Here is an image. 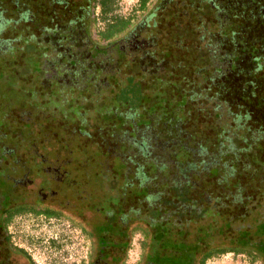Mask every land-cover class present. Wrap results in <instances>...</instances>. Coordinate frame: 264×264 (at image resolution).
I'll list each match as a JSON object with an SVG mask.
<instances>
[{
    "label": "rangeland",
    "instance_id": "1",
    "mask_svg": "<svg viewBox=\"0 0 264 264\" xmlns=\"http://www.w3.org/2000/svg\"><path fill=\"white\" fill-rule=\"evenodd\" d=\"M5 1L0 0V18L15 14V19L18 13L11 11L13 1L3 3ZM38 1L44 8L32 11L33 24H23L30 34L27 40H13L19 33L13 26L0 32V162L5 166L3 170L8 171L9 166L26 160V155H39L46 168L65 161V171L71 170V174L76 175L73 190L79 195L111 185L114 190L122 185L132 189V183H141L145 173L156 170V162L168 160L166 156L146 159L140 150L149 155L151 138L164 134L161 133L164 125L176 116L182 117L179 107L187 98L183 130L199 138L198 143L209 150L222 141L220 138L227 133L225 124L232 121L227 112L236 111L225 103L230 104V99L236 98L238 91H245L246 85L251 83L252 79L246 78V74L253 70L252 60H247L246 55L258 53L254 42L250 47L247 41L239 39L240 43L234 47L228 39H222L223 18L234 17L240 30L246 22L252 38L262 40L264 32L258 24V13L250 6L260 4V0H150L145 12L138 11L139 0H117L115 13L122 17L135 16V19L133 27L117 38L116 45H104L97 35L84 36L85 20L83 23L72 11L74 4L52 7L47 3L55 0ZM97 27L96 30H102L103 24L99 22ZM248 46L252 53L247 51ZM233 49L231 69L225 64L215 66L214 52ZM263 73L261 70L256 79V88H261L257 89V94L264 91ZM239 102L242 103L240 99ZM255 112L256 127H264V108H256ZM114 160L117 167H125L123 172L116 171ZM146 161L152 162L151 167ZM7 177L8 174L5 179L0 177L1 205L10 195L5 190L7 184H3L8 182ZM160 184L159 190L162 189ZM253 189L255 193L250 187L247 194L255 195L250 206L264 205L263 189L257 186ZM103 191L105 197L111 199V205L106 207L109 220L103 231L106 236H98L95 247L110 246L111 235L130 233L126 255L129 264H134L144 252V236L135 228L146 226L147 219L154 215L150 208L153 199L143 197L144 191L138 190L136 194H129L122 208L116 203L117 193H112L111 188ZM193 197L201 199L200 193ZM193 197L180 198L190 202ZM87 204L90 208V204L94 205L96 211L102 207L90 200ZM246 204L236 207L235 228L252 223V211L247 210ZM172 207L170 209L174 210ZM95 216L87 213L86 217ZM125 220L126 223L121 224ZM181 221L186 229L185 219ZM156 222L154 226H158ZM138 223L141 225L137 226ZM14 230L38 264H86L90 239L78 224L67 219L49 223L27 217L20 220ZM63 234V239L57 240H64L61 245H51L53 237ZM127 243L115 242L122 247ZM154 246L160 251L159 246ZM168 250L170 252V248ZM152 256L158 257L157 254ZM206 264H264V261L246 254L227 253L212 257Z\"/></svg>",
    "mask_w": 264,
    "mask_h": 264
},
{
    "label": "trees",
    "instance_id": "2",
    "mask_svg": "<svg viewBox=\"0 0 264 264\" xmlns=\"http://www.w3.org/2000/svg\"><path fill=\"white\" fill-rule=\"evenodd\" d=\"M38 3V0H15L17 4L15 13L19 16L21 9H26V12L20 15L21 20L14 19L15 14L6 19L1 16L0 32L8 26H13L19 31L18 36L13 40H27L30 34L26 31L27 26L23 24L34 23L31 20L32 11L43 5ZM149 3L150 0H139L138 11L145 12ZM116 4L117 0H85V10H87L83 35L87 37L97 35V39H100L104 45H116L117 38L133 27L135 19V16L117 15ZM263 5L264 0H260V4L250 6L251 10L256 9L260 20L258 24L264 32ZM97 10L99 13L96 12ZM223 20L225 30L224 28L220 30L224 34L222 39H228L235 44L234 47L244 40L250 47L252 42L258 45V53L246 55L247 60H252L253 70L243 73H247L246 78L252 79L251 83L246 85L245 91L240 89L237 97L230 99V104L225 103L230 109L236 108L235 112H227L232 120L231 124L225 121L224 127L227 128L228 135L224 133V138H220L222 141L215 145L213 150H209L198 143L199 138L198 140L187 130H183L187 98L179 107L183 112L182 117L176 116L164 125V131L161 130L164 134L151 138L148 144L149 155L144 150H140L141 155L146 159L156 156L160 159L161 156H166L168 160L156 162V170L152 169L151 173H145L141 183L135 185L132 183V189H127L123 185L118 189V204L124 194L137 193L138 190L144 191L143 197L153 199L150 208L154 215L147 219L149 223H145L146 226L135 228L144 236L143 258L148 260V264H206L212 257L227 253L246 254L264 261V205L259 207L261 203H257L250 206L255 201V195H247L250 187L252 193L254 192L255 186L263 189L262 195H264V127H256L254 123L256 108H264V91L256 93L257 89L261 90L256 88L258 73L264 70V39L258 38V41L256 38L253 39L246 22L241 21L243 28L240 30L234 17L226 15ZM99 22L103 24L102 30H96ZM93 30H96V33H93ZM233 50L214 52L215 66L217 63L218 66L225 64L231 69L232 54L235 53ZM247 51L252 53L251 48ZM262 79L264 80V76ZM120 160L122 161L121 158ZM114 161V167L115 165L117 167V161ZM151 163L146 161V165L150 167ZM119 169L123 172L125 167H117L116 171L120 173ZM159 183L161 190L158 188ZM199 193L201 199H194L193 196L197 197ZM185 195H192L193 199L190 202L181 200ZM244 202L247 203V210L252 211V223L235 228L236 207ZM171 206L174 210L170 209ZM182 218L186 221V229L183 227ZM156 221L158 226H154ZM233 230L235 234L231 233ZM177 234L182 237L191 235L193 238L183 243L178 241L180 237ZM154 240L159 241L153 243ZM159 242L162 244L160 245ZM154 245H160V251L156 250ZM129 247L128 245L127 249ZM153 254H157L158 257H153Z\"/></svg>",
    "mask_w": 264,
    "mask_h": 264
},
{
    "label": "flooded vegetation",
    "instance_id": "3",
    "mask_svg": "<svg viewBox=\"0 0 264 264\" xmlns=\"http://www.w3.org/2000/svg\"><path fill=\"white\" fill-rule=\"evenodd\" d=\"M12 1L11 11L15 13L17 4H15V0ZM84 2L85 0H55L47 4L52 5V7L62 3L67 5L74 4L75 8L72 11L84 23L87 10H85ZM39 8H44V6L41 5L37 9ZM24 12H26V9H21L20 15ZM20 15L15 17L16 20L22 19ZM28 156L30 155H26V160L21 159L20 163H14V165L9 166L8 171L3 170L5 166L1 165L2 163L0 162V177H4L5 179V174H8V179L6 180L8 182L3 184H7L5 190L7 194H10L5 198L7 202H4V205L0 204V264H38L35 257L20 243L21 236L17 235L14 230L19 221L27 217L38 221L46 220L49 223L54 221L65 222V219H67L74 225L78 224L81 226L84 234L90 239V250L87 253L88 259L86 264H129L126 253L128 245L130 246V233L126 235L121 233V236L116 237L111 235V242L113 243H110L108 247L99 248V245L95 247L94 244V242H98L101 235H105L103 231L106 227V222L109 220L106 211L108 206L111 205V199L108 200V197H105L103 190L111 188L112 193L117 194L118 190H114L116 188L112 185L103 186L102 189L99 188L97 190L95 188L91 190L88 195L86 193L83 194L84 191L79 195L77 190H73L76 183V175L71 174V170H69L70 172L68 170L65 171V161H62L63 164L60 165L58 163L57 165L54 164V168H46L43 164L44 160L42 156ZM73 171L77 175L80 174L78 170ZM143 179L144 176H142ZM117 194L116 203L119 200ZM129 197V194L126 193L122 197V201H119V205H122V208L124 201ZM88 200L92 203L100 204L102 207L96 211L94 205L90 204L91 208L88 206ZM74 201H77L79 204H73L72 202ZM87 213H93L96 216L92 220L86 217ZM124 213L125 211L123 210V215ZM98 215L101 217L98 218ZM127 220L121 224L126 223ZM107 231L108 229L106 233ZM64 236L63 234L60 237H53L54 240L51 245H61L64 240H57L59 238L63 239ZM106 239L110 238L106 237ZM191 240L192 238L187 236H180V239H178L179 242L183 243ZM123 241L128 242L124 247L115 244V242L121 243ZM143 255L144 253L141 254L134 264H140L141 261V264H148V260L143 258ZM115 257H117L116 261Z\"/></svg>",
    "mask_w": 264,
    "mask_h": 264
}]
</instances>
